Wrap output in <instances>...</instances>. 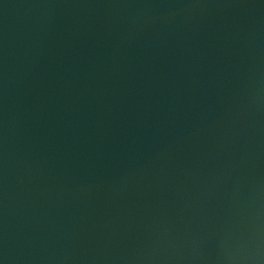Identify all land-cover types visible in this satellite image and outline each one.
Listing matches in <instances>:
<instances>
[{
    "label": "water",
    "instance_id": "water-1",
    "mask_svg": "<svg viewBox=\"0 0 264 264\" xmlns=\"http://www.w3.org/2000/svg\"><path fill=\"white\" fill-rule=\"evenodd\" d=\"M0 264H264V0H0Z\"/></svg>",
    "mask_w": 264,
    "mask_h": 264
}]
</instances>
